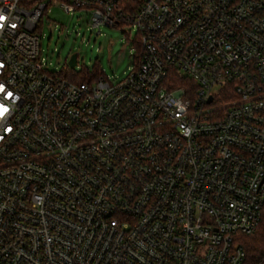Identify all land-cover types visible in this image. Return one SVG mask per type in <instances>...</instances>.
<instances>
[{
	"label": "built area",
	"instance_id": "2783aa9c",
	"mask_svg": "<svg viewBox=\"0 0 264 264\" xmlns=\"http://www.w3.org/2000/svg\"><path fill=\"white\" fill-rule=\"evenodd\" d=\"M57 4L137 29L122 80L48 70ZM0 17V264H243L264 208V0H0Z\"/></svg>",
	"mask_w": 264,
	"mask_h": 264
},
{
	"label": "rangeland",
	"instance_id": "374dc122",
	"mask_svg": "<svg viewBox=\"0 0 264 264\" xmlns=\"http://www.w3.org/2000/svg\"><path fill=\"white\" fill-rule=\"evenodd\" d=\"M40 38L41 56L53 73L69 67V59L77 55L74 72L96 70L99 75L118 82L127 75L137 55L136 28L93 27L86 11L68 13L59 4L48 8Z\"/></svg>",
	"mask_w": 264,
	"mask_h": 264
},
{
	"label": "trees",
	"instance_id": "16d2710c",
	"mask_svg": "<svg viewBox=\"0 0 264 264\" xmlns=\"http://www.w3.org/2000/svg\"><path fill=\"white\" fill-rule=\"evenodd\" d=\"M59 75L73 82L92 81L99 77L96 70L93 73L88 70L76 73L70 67L64 68L62 72H59ZM239 239L245 251L243 264H264V208L255 232L251 235L241 236Z\"/></svg>",
	"mask_w": 264,
	"mask_h": 264
},
{
	"label": "clouds",
	"instance_id": "9594fccd",
	"mask_svg": "<svg viewBox=\"0 0 264 264\" xmlns=\"http://www.w3.org/2000/svg\"><path fill=\"white\" fill-rule=\"evenodd\" d=\"M2 19H3V17H0V20H2ZM13 27H14V25H13ZM3 91H4V86L0 85V92H3ZM8 95L11 96V93H9ZM8 112H9V109L7 107L0 105V120H2L5 117L6 113H8ZM9 131H10V129H9Z\"/></svg>",
	"mask_w": 264,
	"mask_h": 264
},
{
	"label": "water",
	"instance_id": "95a60500",
	"mask_svg": "<svg viewBox=\"0 0 264 264\" xmlns=\"http://www.w3.org/2000/svg\"><path fill=\"white\" fill-rule=\"evenodd\" d=\"M68 66L71 69H74L77 66V55H73L68 62ZM211 101V100H210Z\"/></svg>",
	"mask_w": 264,
	"mask_h": 264
}]
</instances>
